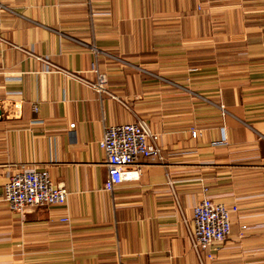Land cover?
Returning a JSON list of instances; mask_svg holds the SVG:
<instances>
[{
	"label": "crops",
	"instance_id": "1",
	"mask_svg": "<svg viewBox=\"0 0 264 264\" xmlns=\"http://www.w3.org/2000/svg\"><path fill=\"white\" fill-rule=\"evenodd\" d=\"M125 123L159 133L161 157L110 191L100 140ZM23 167L67 202L10 209ZM206 195L240 209L195 251ZM0 264H264V0H0Z\"/></svg>",
	"mask_w": 264,
	"mask_h": 264
},
{
	"label": "built area",
	"instance_id": "2",
	"mask_svg": "<svg viewBox=\"0 0 264 264\" xmlns=\"http://www.w3.org/2000/svg\"><path fill=\"white\" fill-rule=\"evenodd\" d=\"M92 49L97 50L95 46H92ZM104 67L98 61H94L91 66L97 80L89 81V84L99 92L106 90L108 82V73ZM22 115V104L17 103L14 117L21 118ZM70 126L74 128L75 123ZM192 133L196 136L197 130H193ZM159 140L160 134L142 123L105 126L100 140V146L106 153L108 168L105 189L114 190L125 180L130 179L132 175L129 167L137 164L141 157L152 155L161 157ZM67 198L68 190L64 186L56 185L47 169L23 167L8 175L4 187V199L10 209L15 211L23 212L36 206L64 205ZM239 209L240 205L237 202H218L210 195L197 202L193 207L194 231L191 236L193 250H211L215 244L225 242L232 229L231 214ZM60 219L69 220L66 215ZM243 228H246V225H243ZM209 256L212 257V254Z\"/></svg>",
	"mask_w": 264,
	"mask_h": 264
}]
</instances>
